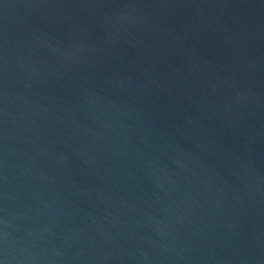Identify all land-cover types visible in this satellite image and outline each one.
Returning a JSON list of instances; mask_svg holds the SVG:
<instances>
[{"label": "water", "instance_id": "obj_1", "mask_svg": "<svg viewBox=\"0 0 264 264\" xmlns=\"http://www.w3.org/2000/svg\"><path fill=\"white\" fill-rule=\"evenodd\" d=\"M0 264H264V0H0Z\"/></svg>", "mask_w": 264, "mask_h": 264}]
</instances>
